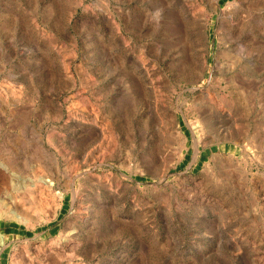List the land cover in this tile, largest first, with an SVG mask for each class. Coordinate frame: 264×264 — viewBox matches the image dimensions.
Returning <instances> with one entry per match:
<instances>
[{"label": "rangeland", "instance_id": "374dc122", "mask_svg": "<svg viewBox=\"0 0 264 264\" xmlns=\"http://www.w3.org/2000/svg\"><path fill=\"white\" fill-rule=\"evenodd\" d=\"M0 162V264H264V0H0Z\"/></svg>", "mask_w": 264, "mask_h": 264}, {"label": "bare ground", "instance_id": "6f19581e", "mask_svg": "<svg viewBox=\"0 0 264 264\" xmlns=\"http://www.w3.org/2000/svg\"><path fill=\"white\" fill-rule=\"evenodd\" d=\"M0 166L5 169L8 175L5 177L6 190L4 192V197L2 203L6 204L8 199L11 197L10 191L19 190L23 188H29L36 191L39 187L46 186L48 184V179L43 178L42 176H37L31 174L29 177L18 178L15 173L11 170L10 165L0 162ZM36 193V192H35ZM1 236V235H0ZM0 242L3 243V239L0 237ZM5 244V239H4Z\"/></svg>", "mask_w": 264, "mask_h": 264}]
</instances>
